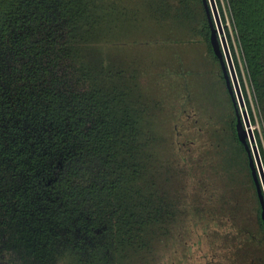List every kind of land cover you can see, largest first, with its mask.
Returning <instances> with one entry per match:
<instances>
[{
    "label": "trees",
    "instance_id": "16d2710c",
    "mask_svg": "<svg viewBox=\"0 0 264 264\" xmlns=\"http://www.w3.org/2000/svg\"><path fill=\"white\" fill-rule=\"evenodd\" d=\"M216 4L234 35L240 63L225 25L250 122L257 116L264 135V0ZM183 30L205 42L226 92L228 106L202 123L188 92L158 97L142 83L151 60L112 45L147 31L133 43L183 45ZM187 120L244 154L252 227L255 206L239 221L233 200L216 225L203 216L209 192L197 164L207 157L184 136ZM234 123L201 0H0V264H264Z\"/></svg>",
    "mask_w": 264,
    "mask_h": 264
},
{
    "label": "rangeland",
    "instance_id": "374dc122",
    "mask_svg": "<svg viewBox=\"0 0 264 264\" xmlns=\"http://www.w3.org/2000/svg\"><path fill=\"white\" fill-rule=\"evenodd\" d=\"M222 24L223 28L225 25L228 27L234 50L240 63V56L237 52L227 15L225 23ZM179 32L181 36H187L184 30ZM162 33L163 31L158 33V35ZM153 34L154 32L148 31L143 36L137 33H130L129 37L121 36L118 39L119 42H114L112 45L114 50L122 55L129 54L133 56L141 54L142 58L147 59V62L151 60V68L142 83L147 88H154L156 92L153 89L150 90L158 94V97L169 96L165 98L172 99L174 96H180L179 101H181L182 94L186 91L191 99L188 102V108L199 110L200 117L198 119L200 123L206 120L208 112L219 116L225 107L228 106L227 97L221 78L217 75V65L213 61L211 53L209 54L205 42L202 39L192 41L198 39V36L194 34L187 37L184 36L183 39H187V41L183 45L171 44L164 46L163 43L148 44L137 41L133 43L135 38H149V35L153 36ZM105 48L107 50L110 49L109 46ZM154 60H164L166 62H162L165 64L160 66L153 63ZM147 62L145 61V63ZM177 74H179V77H177ZM246 89L248 91L247 86ZM194 102L198 105L194 104ZM197 106L201 107V111ZM208 107L209 109H207ZM189 111L191 112V110ZM183 117L180 115L179 121ZM193 124L192 120H187V124L183 126L184 129L182 131L185 133L184 136L193 139L195 149L198 152L203 151V155L207 157L199 159L197 164L200 169L199 178H202L201 180L199 179V186L203 180L205 186L207 185L208 194L211 195L204 193L200 195L201 204H205L206 207L205 209L200 208L203 216L208 220L211 219L210 224L216 225L220 217L224 216L225 213H230L229 209L232 205L231 208L234 210L232 211V217L240 221L243 218V211L248 213L250 205H254L255 207L251 208V211H253L252 216L249 220L247 218L246 221V226L252 227L255 212L257 213L255 210L256 200L247 169L243 165L244 154L240 148L238 149L235 145H231L234 143L230 144L229 141H220L222 135L218 136L219 141L214 146L212 139H210L209 130L204 127L203 133H197L194 131ZM250 125L253 132L257 130L261 133L260 140L264 148V135L257 116ZM205 135L208 140L207 143L202 144V139ZM182 139L184 138L182 137ZM209 197L212 199L210 204H212L213 209L211 211ZM230 200L234 201L232 204L230 202V206L222 205V203ZM239 221H236V223ZM252 229L259 235L262 234L255 224Z\"/></svg>",
    "mask_w": 264,
    "mask_h": 264
},
{
    "label": "water",
    "instance_id": "95a60500",
    "mask_svg": "<svg viewBox=\"0 0 264 264\" xmlns=\"http://www.w3.org/2000/svg\"><path fill=\"white\" fill-rule=\"evenodd\" d=\"M201 1L209 23V42L214 55L218 58L221 74L234 108L235 133L247 155L248 167L260 205L259 215L264 228V166L250 125V118L224 34L216 0Z\"/></svg>",
    "mask_w": 264,
    "mask_h": 264
}]
</instances>
